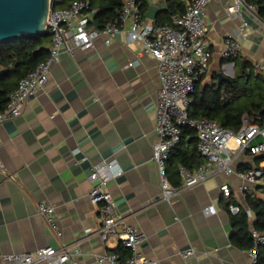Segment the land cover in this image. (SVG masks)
<instances>
[{"label": "crops", "instance_id": "1", "mask_svg": "<svg viewBox=\"0 0 264 264\" xmlns=\"http://www.w3.org/2000/svg\"><path fill=\"white\" fill-rule=\"evenodd\" d=\"M165 2L149 0L151 8L160 10ZM231 2L212 0L206 10L212 56L202 87L215 78L219 82V74L234 78L235 62L223 57L229 38L241 45L235 58L240 63L264 65V21L245 10L249 26L242 29L227 10ZM152 14L150 9L145 22L154 23ZM140 49V42H127L121 32L110 46L98 39L88 50L64 53L51 67L45 88L19 117L0 126V254L77 244L80 264H97L105 254L118 253L123 261L130 257L118 238L101 239L102 204L89 198L92 165L116 160L124 173L108 187L119 214L144 234L143 256L159 264H252L248 249L233 242V214L222 186H230L235 204L254 224L246 196L252 192L264 199V178L241 193V181L222 174L162 200L159 170L152 161L161 82L157 61L139 56ZM259 75L264 78V70ZM175 152L167 170L171 183L180 187ZM258 158L245 153L235 167H256L263 161ZM39 203L54 206L56 231L38 213ZM189 248L195 255L183 257Z\"/></svg>", "mask_w": 264, "mask_h": 264}, {"label": "built area", "instance_id": "2", "mask_svg": "<svg viewBox=\"0 0 264 264\" xmlns=\"http://www.w3.org/2000/svg\"><path fill=\"white\" fill-rule=\"evenodd\" d=\"M212 0H190L183 15H175L170 24L155 25L145 22L138 0H123L119 23L108 24L104 28L93 25L91 2L75 1L63 7L64 0H50L48 27L51 43L49 56L34 70L30 71L19 82L17 89L11 93L9 104L0 112V126L19 117L24 106L43 90L49 80L51 67L59 64L64 53L74 54L77 49L88 50L98 39H104L110 46L114 37L124 32L129 43L140 42L139 56L150 55L157 61L161 86L158 91V140L154 144L152 161L158 167L162 200L170 201L184 191L205 183L218 175L235 176L241 181L239 191L245 193L248 187L264 178V160L256 167L241 170L235 167L238 158L245 153L256 157H264V121L256 122L245 114L242 127L238 132L225 128L217 121L205 118L192 119L191 106L194 102L192 94L196 82L209 72L212 56L209 41V26L205 15ZM229 14L241 21V28L249 26L244 11L257 15L258 8L247 5L246 0H232L228 6ZM129 26L126 27V24ZM241 45L229 38L223 53L225 59L238 58ZM130 65H134L133 63ZM264 65H254V72L261 74ZM259 120V119H258ZM190 127L195 132L198 148L205 162L192 171L187 166L179 167L181 186L175 187L169 178L167 162L182 140L183 128ZM84 160H87L85 157ZM0 169L4 164L0 160ZM124 173L116 161L93 164L89 181L92 188L89 194L93 204H102L103 226L98 231L101 239L107 241L118 238L123 247L131 252L125 261L118 253L105 254L97 258V264H159L149 260L140 252L145 241L144 234L132 226L126 217L119 214L117 204L109 183ZM222 191L229 210L233 215L241 212V207L234 202L228 184ZM38 213L47 221L49 227L56 231L54 222V206L39 203ZM252 246L247 250L251 263L258 264L259 253L264 248V234L251 228ZM82 254L77 244L61 248L52 246L38 249L26 254H0L2 262L10 264H80L78 258ZM183 257L195 255L189 248L182 253Z\"/></svg>", "mask_w": 264, "mask_h": 264}, {"label": "trees", "instance_id": "3", "mask_svg": "<svg viewBox=\"0 0 264 264\" xmlns=\"http://www.w3.org/2000/svg\"><path fill=\"white\" fill-rule=\"evenodd\" d=\"M75 1L64 0L63 7L70 6ZM95 14V22L101 28L108 24L119 23V15L122 10L123 0H89ZM190 0H166L165 8L160 10L155 19V25L170 24L175 15H183ZM141 3L142 14L145 15L151 9L149 0H138ZM247 5L258 8L257 16L264 21V0H246ZM94 22V21H93ZM51 43L50 32L44 35L23 37L6 43H0V112L9 104V97L13 93L22 78L34 70L48 56V47ZM234 61L236 72L234 78L222 83L218 79L204 87L201 81L196 82L192 94L193 104L190 110L192 119L205 118L217 121L225 128L238 132L242 127V118L248 114L255 121H264V78L254 72V66L249 63ZM238 67V68H237ZM259 119V120H258ZM187 146L184 149V146ZM175 152L176 167L185 165L190 169L197 168L204 163L199 149L195 132L190 127L183 128L182 140ZM264 157L257 159L258 162ZM179 168V167H178ZM241 170L246 168L239 167ZM246 204L255 215L254 224L245 209L232 216L234 227L233 242L241 248L249 249L252 246L251 228L264 234V199L254 193H248ZM258 264H264V248L259 253Z\"/></svg>", "mask_w": 264, "mask_h": 264}, {"label": "water", "instance_id": "4", "mask_svg": "<svg viewBox=\"0 0 264 264\" xmlns=\"http://www.w3.org/2000/svg\"><path fill=\"white\" fill-rule=\"evenodd\" d=\"M49 7L50 0H0V43L47 33ZM151 10L154 20L160 9ZM93 25L101 27L95 20ZM230 80L219 74V83Z\"/></svg>", "mask_w": 264, "mask_h": 264}]
</instances>
